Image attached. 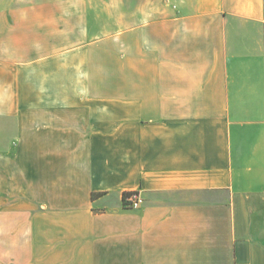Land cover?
<instances>
[{"label": "crops", "instance_id": "crops-1", "mask_svg": "<svg viewBox=\"0 0 264 264\" xmlns=\"http://www.w3.org/2000/svg\"><path fill=\"white\" fill-rule=\"evenodd\" d=\"M94 1L0 0V264H264V0Z\"/></svg>", "mask_w": 264, "mask_h": 264}, {"label": "rangeland", "instance_id": "rangeland-1", "mask_svg": "<svg viewBox=\"0 0 264 264\" xmlns=\"http://www.w3.org/2000/svg\"><path fill=\"white\" fill-rule=\"evenodd\" d=\"M113 2H109V0H96L93 2V6L99 7V10L106 13L104 16H93L91 17V37L98 38L102 36H108L114 33V30L120 27H128L130 25V17L129 15L124 16H114V6H112ZM130 0H124L122 3L123 11L128 13L130 8ZM99 11V12H100ZM103 12V11H102ZM27 74H32L33 70H25ZM59 74L57 80V87H81L82 83L76 79V71L73 66H64L59 67ZM55 84V82H53ZM45 87H50V82L47 81ZM27 87H34V82L28 83Z\"/></svg>", "mask_w": 264, "mask_h": 264}, {"label": "built area", "instance_id": "built-area-1", "mask_svg": "<svg viewBox=\"0 0 264 264\" xmlns=\"http://www.w3.org/2000/svg\"><path fill=\"white\" fill-rule=\"evenodd\" d=\"M125 202L130 208H139L144 202V199L139 193L133 192L129 193V195L125 197Z\"/></svg>", "mask_w": 264, "mask_h": 264}, {"label": "trees", "instance_id": "trees-1", "mask_svg": "<svg viewBox=\"0 0 264 264\" xmlns=\"http://www.w3.org/2000/svg\"><path fill=\"white\" fill-rule=\"evenodd\" d=\"M128 195H129V193H126V194L124 195V199H125V197L128 196ZM93 196H94V194H93Z\"/></svg>", "mask_w": 264, "mask_h": 264}]
</instances>
